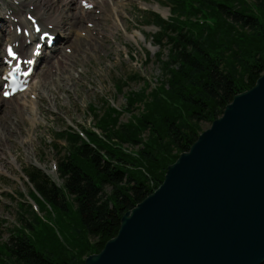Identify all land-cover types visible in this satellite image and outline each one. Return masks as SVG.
<instances>
[{"label":"trees","instance_id":"16d2710c","mask_svg":"<svg viewBox=\"0 0 264 264\" xmlns=\"http://www.w3.org/2000/svg\"><path fill=\"white\" fill-rule=\"evenodd\" d=\"M169 1L168 20L145 17L161 26L157 42L168 53H158L161 77L127 91L124 111L90 105L105 135L88 130L93 145L73 131L55 133L66 143L61 183L27 170L45 216L18 204V225L8 240L0 237V264H84L117 235L125 212L158 188L203 123L264 73V0Z\"/></svg>","mask_w":264,"mask_h":264},{"label":"water","instance_id":"95a60500","mask_svg":"<svg viewBox=\"0 0 264 264\" xmlns=\"http://www.w3.org/2000/svg\"><path fill=\"white\" fill-rule=\"evenodd\" d=\"M264 263V73L84 264Z\"/></svg>","mask_w":264,"mask_h":264},{"label":"rangeland","instance_id":"374dc122","mask_svg":"<svg viewBox=\"0 0 264 264\" xmlns=\"http://www.w3.org/2000/svg\"><path fill=\"white\" fill-rule=\"evenodd\" d=\"M113 2L109 0L108 9ZM50 3L51 1L46 2L45 6L48 7ZM126 3V6L120 7L123 11L120 13L122 18L114 17L109 22L111 27L107 42L98 41L102 42L101 51L95 57L88 59L84 52L79 53V59L84 60L75 68V74L77 76L82 74V78L77 79L79 81L75 82V85L69 84L66 89L57 90L53 86L54 90L48 91V95L40 93L38 104L42 110L41 119L33 122L29 118L31 115L29 109L20 111L17 107V109L6 110L3 108V101L1 102L0 144H3L4 149V151L0 150V237L2 240H8L11 229L18 224V199L11 193H17L20 196L22 192L27 199L31 189L25 169L35 166L53 179H58L51 161L60 158L65 142L57 140L59 146L56 147L53 134L67 129V123H75L82 127L93 125L95 119L89 108L91 103L100 109L103 101L110 98L115 99L118 106L126 107V91L139 90L143 86V78L157 82V78L161 77L162 63L156 56L158 47L152 44L150 38V34L156 29L143 25V14L154 9L167 16L169 9L163 4L159 5L158 0H126ZM61 8L62 16L68 22L67 15H71L73 10H70L69 5L64 4H61ZM92 14L94 15V12ZM88 19L89 17L85 21ZM124 27L132 28L123 31ZM134 28L142 29L146 38L134 39L131 35L134 33ZM83 44L88 43L85 41ZM162 51L163 57L167 58V49ZM48 68L41 69L37 83L44 79L49 82L55 75ZM133 74L139 75L140 79L130 80L128 77ZM119 79L127 82V86L121 93H118L115 88ZM53 94L57 96V103L53 102ZM126 118L127 115L123 120ZM210 125L209 122L203 123L204 130ZM11 134L13 136L7 138Z\"/></svg>","mask_w":264,"mask_h":264},{"label":"bare ground","instance_id":"6f19581e","mask_svg":"<svg viewBox=\"0 0 264 264\" xmlns=\"http://www.w3.org/2000/svg\"><path fill=\"white\" fill-rule=\"evenodd\" d=\"M26 1V0H23ZM29 3L33 4L34 2L37 4L36 13H38L40 16L44 17L43 24L46 26L47 24L54 23L57 28L56 31L60 33L62 37V42L64 43V46L67 47L71 42L76 44V46L71 47V55L62 52V57L56 53V55H45L44 62H52L55 68H57L59 71L56 73V75H53L50 78V81L47 82L46 79L41 80L38 85L34 86L35 91H40L43 94L48 95V91H51L53 89V86L57 88V90L66 89V87L69 84L75 85V82L79 81L76 79V74L74 72H68L63 73L62 71L64 69H71L73 67V61L74 58L78 59L79 53L84 52L86 56L90 53L89 58L95 54V56L101 51L102 48V42H107L109 36L108 32L110 30V24L109 20L111 19V15L109 14L108 17L104 16L101 17L99 15L93 16V14L85 10L83 7L80 6V2H77V0H28ZM26 2V4L28 3ZM48 4V7H46V2H50ZM125 0H121L120 3L116 2L114 0L113 5H111V8L108 9L110 13H113V16H118L120 19L122 18L123 11H120V7L126 6L124 4ZM99 5H107L109 3V0H101V2H98ZM61 4L69 5L70 10H73L71 15H67L68 22L64 19L62 16V8ZM30 5V4H29ZM27 5V6H29ZM104 10V9H103ZM88 20L85 21V19ZM88 22L94 23L92 27L88 25ZM70 25H69V24ZM68 24V25H67ZM123 26V25H122ZM125 30H130L131 28L124 27ZM66 29V30H63ZM83 32L85 35H83ZM4 34V40L11 41L12 39L16 38V35L10 31L3 30ZM132 37L135 38L136 36L132 34ZM87 42L88 44L84 45L83 42ZM64 53V54H63ZM53 54V53H50ZM93 56V57H95ZM75 63V62H74ZM4 73L5 70L1 68L0 66V74ZM82 78V74H80L79 79ZM3 86V81L0 79V88ZM54 90V89H53ZM53 100L57 103V96L53 94ZM3 101V98L0 94V111L2 110L1 102ZM16 105L21 108L20 111H25L24 108L27 106L26 103L18 101ZM31 107L34 109H37V101L33 100L31 103ZM30 120L35 122L36 118L33 117V115H30ZM24 119V118H23ZM26 119V118H25ZM7 136V138L12 137ZM9 143V141L7 142ZM0 150L4 151L3 144H0Z\"/></svg>","mask_w":264,"mask_h":264},{"label":"snow or ice","instance_id":"6c2138e0","mask_svg":"<svg viewBox=\"0 0 264 264\" xmlns=\"http://www.w3.org/2000/svg\"><path fill=\"white\" fill-rule=\"evenodd\" d=\"M13 55H15V53H13ZM8 93H5V95H7Z\"/></svg>","mask_w":264,"mask_h":264}]
</instances>
